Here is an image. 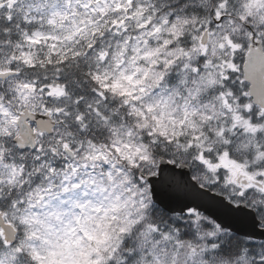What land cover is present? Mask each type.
Segmentation results:
<instances>
[{
	"label": "snow or ice",
	"instance_id": "1",
	"mask_svg": "<svg viewBox=\"0 0 264 264\" xmlns=\"http://www.w3.org/2000/svg\"><path fill=\"white\" fill-rule=\"evenodd\" d=\"M0 264H264V0H0Z\"/></svg>",
	"mask_w": 264,
	"mask_h": 264
}]
</instances>
